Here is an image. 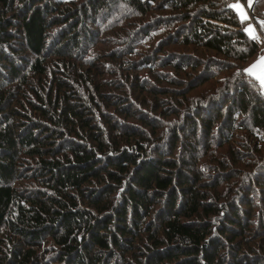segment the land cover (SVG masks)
I'll list each match as a JSON object with an SVG mask.
<instances>
[{
    "label": "trees",
    "instance_id": "obj_1",
    "mask_svg": "<svg viewBox=\"0 0 264 264\" xmlns=\"http://www.w3.org/2000/svg\"><path fill=\"white\" fill-rule=\"evenodd\" d=\"M238 1L258 39L230 0H0V264H264V0Z\"/></svg>",
    "mask_w": 264,
    "mask_h": 264
},
{
    "label": "rangeland",
    "instance_id": "obj_2",
    "mask_svg": "<svg viewBox=\"0 0 264 264\" xmlns=\"http://www.w3.org/2000/svg\"><path fill=\"white\" fill-rule=\"evenodd\" d=\"M246 2L248 3V0ZM233 5H239V7L238 8L233 7ZM229 6L233 9V11L236 13L238 18H240L241 20H242V18H241L242 14L247 17V19H243V21H245L244 26H243V28H244L243 30H244V32H246V34L249 36V38L258 39L257 32L254 29V26H253L252 21H251V17L249 16V14L247 12V8L243 4H241L238 0H230ZM249 7H250V5L248 3V8ZM263 14H264V9H263ZM99 21H100V19L95 17L94 18V25H90V26H92L91 29L94 30L93 32H94V35L96 36L95 37L96 38V44H94L95 47L93 45H90V44H88V46H86L87 44L86 45L84 44V47L86 46L85 48H87V50H86L87 54L96 56L98 58L102 57V59H105V60H106V58L114 57V55L118 56L117 54H119V52H116V53L110 52V50H113L114 45L108 44L107 38L115 39L116 37L114 36V33L117 32V34H119L118 32L120 30H123L124 28H126V25H123V24L119 25L120 22H118L116 20L103 21V22H101V21L99 22ZM89 24L90 23L88 22V25ZM249 26H251V28H249ZM245 29H249V31H245ZM137 42H138L137 46H135L136 53H138V54L142 53L143 54L145 52L151 53L153 51V49L150 51V49L152 48V43L150 41H146V39L143 40L139 36ZM171 49L172 50L167 49L166 51H168V53H171V51H173L174 48H171ZM174 51H177L179 53L184 52V50H182L180 48L174 49ZM124 55L125 54H121L120 57L124 58ZM105 62H109V61H105ZM182 81H185V79H183Z\"/></svg>",
    "mask_w": 264,
    "mask_h": 264
},
{
    "label": "crops",
    "instance_id": "obj_3",
    "mask_svg": "<svg viewBox=\"0 0 264 264\" xmlns=\"http://www.w3.org/2000/svg\"><path fill=\"white\" fill-rule=\"evenodd\" d=\"M261 57H264V53L257 56L252 61V63L247 66L246 73H248L259 84L260 87L264 88V83H262V80H264V62L259 64L257 63L258 61H260ZM253 65H257V67L254 68L252 73L250 74L247 69L251 68Z\"/></svg>",
    "mask_w": 264,
    "mask_h": 264
},
{
    "label": "snow or ice",
    "instance_id": "obj_4",
    "mask_svg": "<svg viewBox=\"0 0 264 264\" xmlns=\"http://www.w3.org/2000/svg\"><path fill=\"white\" fill-rule=\"evenodd\" d=\"M248 3L251 6L252 3H253V0H248ZM233 7H237L238 8L239 5H233ZM241 18H242V20L243 19H247V17L244 16L243 14L241 15ZM249 28H251V26H249ZM245 31H249V29H245ZM262 62H264V57H261L260 61H258L257 63L259 64V63H262ZM256 67H257V65H253L251 68L247 69V71L251 74L253 69L256 68ZM262 83H264V80H262Z\"/></svg>",
    "mask_w": 264,
    "mask_h": 264
},
{
    "label": "water",
    "instance_id": "obj_5",
    "mask_svg": "<svg viewBox=\"0 0 264 264\" xmlns=\"http://www.w3.org/2000/svg\"><path fill=\"white\" fill-rule=\"evenodd\" d=\"M255 1H257V0H253V3H252V5L250 6V9H249V13H251V11H252V9H253V7L255 5Z\"/></svg>",
    "mask_w": 264,
    "mask_h": 264
}]
</instances>
